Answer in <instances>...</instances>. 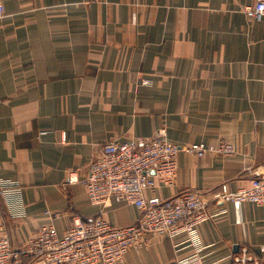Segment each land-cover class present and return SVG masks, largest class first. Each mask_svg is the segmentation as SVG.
<instances>
[{"label":"crops","instance_id":"obj_1","mask_svg":"<svg viewBox=\"0 0 264 264\" xmlns=\"http://www.w3.org/2000/svg\"><path fill=\"white\" fill-rule=\"evenodd\" d=\"M3 2L0 226L12 247L51 224L62 235L74 217L135 222L134 205L92 204L69 180L87 175L106 141L166 127L179 145L223 140L236 153L181 152L175 186L145 195L201 191L215 215L199 225L203 264H234L245 248L264 264V206L214 198L249 184L264 163V19L243 10L253 0ZM149 237L119 264H176L192 253L184 233Z\"/></svg>","mask_w":264,"mask_h":264},{"label":"built area","instance_id":"obj_2","mask_svg":"<svg viewBox=\"0 0 264 264\" xmlns=\"http://www.w3.org/2000/svg\"><path fill=\"white\" fill-rule=\"evenodd\" d=\"M243 10L247 17L260 21L264 19V0H253ZM3 14L4 2L0 0V16ZM181 152L198 157L210 153L229 156L236 153V147L223 140L216 145H179L167 138L166 127L150 137L106 141L100 154L90 161L87 175L83 179L70 178L69 182H81L92 204L106 206L115 200L134 205L140 211L136 221L116 226L103 217L90 221L74 217L62 235L51 224L20 249L12 247L9 235L0 226V264H10L22 256H34L32 264H119L129 251L140 252L148 247L152 233L171 238L184 233L192 253L179 258L176 264H203L206 245L199 225L215 216L207 209L203 193L192 189L168 198L145 195V191L159 186H175ZM253 174L246 186L215 193L216 202L224 205L227 201H248L264 206V163ZM231 258L234 264H259L247 248Z\"/></svg>","mask_w":264,"mask_h":264},{"label":"trees","instance_id":"obj_3","mask_svg":"<svg viewBox=\"0 0 264 264\" xmlns=\"http://www.w3.org/2000/svg\"><path fill=\"white\" fill-rule=\"evenodd\" d=\"M34 258H35L34 256H22L19 260L12 261L10 262V264H24V262L28 264H32Z\"/></svg>","mask_w":264,"mask_h":264}]
</instances>
